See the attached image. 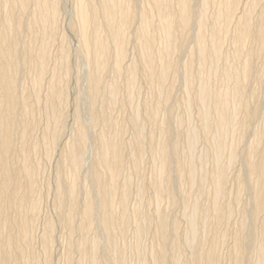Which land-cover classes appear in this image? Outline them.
I'll return each mask as SVG.
<instances>
[{"label":"bare ground","instance_id":"obj_1","mask_svg":"<svg viewBox=\"0 0 264 264\" xmlns=\"http://www.w3.org/2000/svg\"><path fill=\"white\" fill-rule=\"evenodd\" d=\"M69 1L72 19L64 25L62 0H0V264H52L57 224L69 238L65 264H129L124 241L132 221L134 256L140 264H149L145 256L139 257L146 227L152 230L150 263L220 264L219 246L233 214L231 204L223 200L225 183L238 157L246 176L237 173L238 190L246 180L250 198L237 219L227 263L263 264L264 229L258 225L262 229L257 238L250 231L264 218V110L260 111V90L256 95L253 89L258 85H249L264 81V0ZM69 32L77 39L75 47L63 45ZM130 37L138 58L126 64ZM188 40L192 45L185 49L181 72L175 53L186 48ZM227 40L230 50L225 49ZM73 51L79 62H72ZM257 60L263 65L256 67ZM74 62L84 65L83 74L77 75ZM138 71L154 95L142 110L134 97L139 91ZM179 71L186 93L187 115L183 113L188 117L196 107L199 120L184 126L185 116L177 115L173 129L166 115L163 119L158 115L167 111ZM79 82L84 109L71 106L74 137L60 153L54 148L61 137L57 127L68 120L66 107L77 98L72 87H79ZM123 85L128 97L119 103ZM103 96L105 102L99 105ZM128 104H133V111L124 123L111 110L115 106L123 110ZM255 119L263 127L259 123L261 127L250 130ZM127 127L133 131L130 144L123 139ZM249 131L251 137L245 141ZM200 138L204 153L194 159ZM53 149L60 158L54 166L53 193L52 185L46 191L53 194L54 218L44 217L35 247L43 195L36 181V154L49 157ZM145 151L150 153L154 175L148 182L137 181V204L129 214L131 174L126 159L132 162L129 170L139 173ZM87 155L90 185L79 180ZM183 185L188 188L181 191L182 198L176 197ZM148 190L156 204L151 211L142 209L151 204ZM163 198L172 204L180 198L187 209L183 235L191 249L188 256L178 244L181 223L160 210ZM235 201H240L239 193Z\"/></svg>","mask_w":264,"mask_h":264},{"label":"rangeland","instance_id":"obj_2","mask_svg":"<svg viewBox=\"0 0 264 264\" xmlns=\"http://www.w3.org/2000/svg\"><path fill=\"white\" fill-rule=\"evenodd\" d=\"M64 1L65 0H62V2H63V4H64ZM66 1H68L70 4H71V2L69 1V0H66ZM66 1H65V3H66ZM68 2H67V4H64V6H63V12H62V16L60 17L61 18V20L63 21L62 23L65 25L67 22H69L72 18V12L70 11L71 9H68L70 6V4H68ZM65 7H67V8H65ZM71 8V7H70ZM65 13H67V14H65ZM68 24V23H67ZM66 24V25H67ZM71 35H73L72 33L70 34V32L69 33H67V38H66V40H63V42H64V44H63V42H62V44L63 45H70V46H76V42L74 43V41H77V39H76V37L75 38H73V36H71ZM69 36V37H68ZM75 36V35H74ZM70 38V39H69ZM68 39V40H67ZM132 39V40H131ZM70 40V41H69ZM131 40V41H130ZM189 41L190 40H188V43L186 44V48H184L183 50H181V51H178V52H176L175 53V55H177L176 57H175V61H176V63H177V61H178V69L182 72V68H181V65L183 64V62H184V60L186 59L185 57H187V48L188 47H190L191 45H192V40L190 41V43H189ZM70 42V43H69ZM74 43V44H73ZM227 44H228V48H226V46H225V49H228V50H230V48H231V44H230V41L229 40H227V42H226ZM226 43H225V45H226ZM72 44V45H71ZM230 44V45H229ZM127 48L126 49H128L127 50V56H126V62L128 61H130L129 63H131V62H135L136 60H137V58H138V51H137V48H136V43H135V41H134V38L133 37H130V39H129V41H128V43H127V46H126ZM186 49V50H185ZM53 52H54V54H55V52L57 51V49L54 47L53 48ZM56 50V51H55ZM184 51V52H183ZM180 52H182V53H180ZM186 52V53H185ZM72 53H74V54H77L75 51H73V52H71V59H73L72 60V62L75 60L76 62H79L80 60L79 59H77V58H79V57H77L76 55H74V54H72ZM137 54V55H136ZM186 54V55H185ZM174 55V56H175ZM77 57V58H76ZM128 59V60H127ZM178 59V60H177ZM79 60V61H78ZM125 62V63H126ZM126 63V64H129V63ZM182 62V63H181ZM257 62V63H256ZM255 62V65H256V67H260L261 65H263L262 63H263V61L261 60V61H259V60H257ZM262 62V63H261ZM73 64H75V66H76V68H77V70H78V72H76L75 70H74V73L76 72V73H78L77 75H81V74H83V72H84V70L82 69V67L84 68V65H82V63L80 64V63H73ZM180 64V65H179ZM261 64V65H260ZM259 65V66H258ZM180 66V67H179ZM179 71V72H180ZM181 72H180V74L178 75L177 74V78L173 81V83H174V85H173V83H172V94H171V98H170V100L168 101V103H167V111H165L164 112V114L163 113H159V115H158V117L161 119V117H162V119L163 118H166V116H167V122L168 121H170L168 124L170 125V127L172 128V126L171 125H173V129L176 127V123L175 122H177L176 121V116L177 115H181V116H185V115H187V113H186V107H185V95L184 94H186L185 92H183V91H185V88H184V82H183V78H182V75H181ZM137 76H136V84H137V82H138V85H137V87H138V89H139V91L134 95V97L136 98V100H135V102L138 104V106L140 107V109L142 110V108H143V106H144V104H145V102H147V100H149V99H151L153 96H152V94H151V92L149 91V89L147 88V85H146V82L144 81V78L142 77V74L140 73V71H138L137 72ZM180 75H181V77H180ZM108 76H111V74L110 73H108ZM141 76V77H140ZM179 77V78H178ZM109 78V77H108ZM180 78H182V79H180ZM178 80V81H177ZM182 80V81H181ZM254 83H256L258 86H255L256 84H254ZM263 83V84H262ZM262 83H257V82H251L250 83V85L249 86H252L251 88H253L254 86V91H255V93L257 92V90H260L259 91V93L257 92L256 93V95L257 94H259V95H257L258 96V99H260L259 100V105L261 104V106H260V111H261V109L263 108V110H264V81L262 82ZM81 84V85H80ZM263 85V86H262ZM262 86V87H261ZM78 85L77 86H75V85H73V87H72V89H74L73 91H74V93L72 92V95L74 94V96L76 97L77 95V98L75 99V98H73V100H72V102L70 101V103H69V105L68 106H70V108L67 106L66 108V110H70V112H69V114L67 115L68 116V120L67 119H65V121L66 122H68L67 124H66V122L64 123V121L62 122V124L59 126L58 125V127H57V130L60 132V134H61V137H60V139H58L57 141H58V143H59V141H60V143L58 144L57 142H56V144H54V148L57 150H63V147L66 145V143H68L70 140H72L73 139V135H74V123H75V117L73 116V115H71L72 114V109L74 108V106H78V108H81L82 110L84 109V108H82V106L84 107V102H85V100H84V95H82V92H81V90H82V82H79V87L78 88H80V92H78ZM123 87H124V85H123ZM257 87H259V89L257 88ZM77 88V89H76ZM147 88V89H146ZM184 88V89H183ZM262 88V89H261ZM76 89V90H75ZM122 90H121V92H120V95H119V103H120V100H127V97H128V94H127V89L124 87V88H121ZM123 89H125V90H123ZM257 89V90H256ZM262 90V91H261ZM147 91V92H146ZM75 92H76V95H75ZM78 92V93H77ZM81 93V94H80ZM126 94H127V97H126ZM137 94H138V96H137ZM126 98H125V97ZM259 96H261L262 98H260ZM148 97V98H147ZM139 98V99H138ZM75 99V100H74ZM105 99L106 98H104V96L100 99V104L99 105H101L103 102H105ZM263 99V100H262ZM138 100H139V102H138ZM182 102V104H181V102ZM102 102V103H101ZM118 103V104H119ZM169 104V105H168ZM262 104H263V107H262ZM74 105V106H73ZM131 105V104H130ZM141 105V106H140ZM184 105V106H183ZM71 106H72V109H71ZM126 106H127V104H126ZM124 107V109L122 110H120L119 108H117L118 106H115L114 107V109H112L111 110V113H112V115L113 116H119V118H123L122 119V121L124 122V123H126V119H127V117H128V115H130L131 113H132V109H133V104L131 105V106H129V104H128V107ZM131 107V108H130ZM142 107V108H141ZM181 107V108H180ZM185 107V108H184ZM169 108V109H168ZM171 108V109H170ZM165 109V110H166ZM185 109V110H184ZM194 109V110H193ZM193 109H192V111H191V113H189V115H188V117L187 116H185V119H184V121L186 120V124H185V122H184V126L185 125H187L188 123L189 124H197L198 123V121L197 120H199L198 119V115H197V112H195V110L197 111V108L196 107H193ZM126 110V111H125ZM262 110V111H263ZM122 111V112H121ZM170 111V112H169ZM182 111V112H181ZM129 112H130V114H129ZM185 113V115H184V113ZM118 115H117V114ZM170 113V114H169ZM181 113V114H180ZM116 114V115H115ZM173 114V115H172ZM176 114V115H175ZM127 115V116H126ZM163 115H164V117H163ZM166 115V116H165ZM191 115V116H190ZM168 117H169V119H168ZM173 117H174V119H173ZM191 117V118H190ZM74 118V119H73ZM126 118V119H125ZM190 118V119H189ZM70 120V121H69ZM253 121H255V122H252L250 125V130H251V128L253 129L254 127H263V123L261 122V120L259 119H255V120H253ZM259 121V122H258ZM262 123V125L260 126V124ZM67 125L66 127L64 126V125ZM69 124V125H68ZM256 124H258V125H256ZM73 125V126H72ZM254 125V126H253ZM65 127V128H64ZM60 128V129H59ZM68 128V129H67ZM146 129H147V127H146ZM131 129L129 128V127H127L125 130H124V136H123V139H124V141L125 142H127V144H130L131 142H129V140H132L131 139V137L133 138V131L131 132L130 131ZM66 131V132H65ZM38 132H40L39 130H38ZM37 132V133H38ZM251 131H249L248 132V134L246 135V136H248V138L246 137L245 139V141H248V139H250V137H251V133H250ZM64 134V135H63ZM72 137V138H71ZM34 139H35V135H34V137H33ZM67 138V139H66ZM68 140V141H67ZM127 140V141H126ZM202 139L200 138V139H198V142L196 141V143H195V146H194V151H193V158L194 159H196V157H195V154H196V156H198V157H200L203 153H204V150H203V147L205 148V143H203L204 141L202 140ZM67 141V142H66ZM181 142H179V146H180V148L182 149L183 147H184V142H183V140L181 139L180 140ZM60 146V148H62V149H59V146ZM204 144V145H203ZM63 145V146H62ZM56 146V147H55ZM198 148V149H197ZM55 149H53L54 151H53V154L52 155H50L49 157H43V154L42 153H39V155H37L36 154V157H38V158H36L38 161H36L37 162V165H38V170H37V179H36V181H37V185L39 186L38 187V190L40 189V191L39 192H41V194H43V195H41L42 197H41V212H40V215H39V218H38V221H37V224H36V230H35V234H34V242H33V244H34V246L35 247H37L38 246V242H37V236H38V234H40V231H42L43 230V220H44V217L46 218V217H50V218H54L53 217V215L51 214V212H53L54 210H52L53 208H52V203H53V191H52V187L54 186V178H55V174H56V169H55V167L54 166H56V168H57V163H58V158H60L59 156H60V154H58L57 153V151L55 150ZM239 150H241L240 148H239ZM200 151V152H199ZM146 152V153H145ZM144 152V157H143V163L141 164V169H140V171H139V173H136V172H132V171H130L132 168H131V166H132V162H131V160L130 159H128V157H127V171H128V173H129V175L131 176V178L129 177V179L131 180L130 181V189H131V191H130V195H129V198H128V202H127V210H128V213L130 214V211L133 209V207H134V205L135 204H137V193H136V190L135 189H137V184H138V182L137 181H140V179L141 180H145V181H147L146 179H148V181L153 177L152 175H154V164H153V161L151 160V156L149 155L150 153H147L148 151H145ZM57 153V154H56ZM60 153H62V151H60ZM199 154V155H198ZM41 155V156H40ZM198 157H197V160H198ZM57 158V159H56ZM86 162L85 163H87L86 164V166L84 165V167L82 168V170H81V172H80V182L82 181V182H85L86 184H88L89 183V177H88V175H89V172L87 171V165H88V158H89V155H87L86 156ZM129 160V161H128ZM149 160V161H148ZM151 160V161H150ZM197 160H195V161H197ZM240 160H241V158L239 159V157H238V160H236L235 161V163L230 167V173H229V170H228V173H227V180H226V183H225V187H226V191H227V193L225 192V194H224V197H225V199H224V197H223V200L224 201H226V199H227V202H229L230 204H231V206H232V215L230 216V220H228V229L229 230H227V232H226V235H228V236H226L225 235V237H224V239H223V241L221 242V244H220V246H219V250H220V253H221V257H222V260L220 259V264H228L227 262V259H228V252H229V250H230V248H231V246H232V242H233V236L232 235H234V233H235V229H236V226H237V223H238V220L239 219H241V217H242V215L244 214V212H245V207L243 208V206H245L247 203H248V201H249V191H248V189L246 190L248 193H246V191H245V187L248 185V184H246V180H244L245 181V187L243 188V190H238L239 189V185H238V181H237V173L238 174H240L241 173V177H243L244 179H246L245 177V172H244V170L242 169L243 168V163H242V160H241V162H240ZM149 162V163H148ZM150 162H151V164H150ZM39 163V164H38ZM56 164V165H55ZM235 165V166H234ZM240 165L242 166V167H240ZM153 166V167H152ZM208 166H211V163H210V165H209V163H208ZM86 168V169H85ZM131 168V169H130ZM144 168V169H143ZM55 169V170H54ZM130 169V170H129ZM47 170V171H46ZM86 170V171H85ZM240 172H239V171ZM126 171V172H127ZM132 172V173H131ZM152 172V173H151ZM234 172V173H233ZM54 173V174H53ZM87 173H88V175H87ZM135 173V174H134ZM137 174V175H136ZM232 174V175H231ZM86 176V178H85V176ZM125 175H127V174H124L123 176H125ZM133 175V176H132ZM142 175V176H141ZM231 175V176H230ZM243 175V176H242ZM151 176V177H150ZM232 177H233V179H232ZM49 178V179H48ZM53 178V179H52ZM85 178V179H84ZM125 178V177H124ZM145 178V179H144ZM122 180H123V178H121ZM49 180H51L49 183L48 182H46V181H49ZM53 180V181H52ZM88 180V181H87ZM235 180H236V182H235ZM147 181V182H148ZM45 182H46V184H45ZM52 182V183H51ZM88 182V183H87ZM47 184H48V186H47ZM85 184V185H86ZM236 184V185H235ZM44 185V186H43ZM50 185H52V186H50ZM89 185H90V183H89ZM89 185H86L87 187H89ZM133 185V186H132ZM47 186V187H46ZM50 186V189H51V191H52V193H51V191H49V193L52 195V197L51 196H48V195H50V194H48V190H49V187ZM45 187V188H44ZM183 187L185 188V189H183ZM187 186L185 185H183V186H181V187H179L177 190H176V197H179V194H180V198H182V190H186L187 188H186ZM235 187H236V189H235ZM248 187V186H247ZM46 188H48V190L46 189ZM228 189V190H227ZM47 190V191H46ZM230 190V191H229ZM149 191V190H148ZM147 191V192H148ZM229 191V192H228ZM236 191V192H235ZM46 192V193H45ZM180 192V193H179ZM233 192L235 193L234 195H233ZM82 193V192H81ZM149 193H150V195H151V192L149 191L148 193H146V195L147 196H149V197H147L146 195V198L148 199V198H150V195H149ZM238 193H239V195H240V201L239 202H236L235 201V195H238ZM244 193V194H243ZM246 193V194H245ZM226 194H227V196H228V198H227V196H226ZM248 194V195H247ZM82 195V194H81ZM246 195V196H245ZM44 197V198H43ZM131 197V198H130ZM178 199L179 201H177V204L175 203V204H172V203H170V200L167 198H165L166 199V201H165V199L163 198L162 199V201H161V203L159 204V207L161 206V208H160V210L162 211L163 209L165 210V211H163L167 216H170L169 218H173V219H177L178 220V222H179V224L181 225H179L180 226V233H181V236H180V239H179V242L180 243H178L179 245H180V248H181V250H183L182 252L184 253V256H188L189 255V253H190V251H191V249H190V246H188V244L186 245V241H185V238H184V235H183V232H184V229H185V227H186V225H187V223H186V217H187V215H186V212H187V209H185L182 205H183V203H182V199ZM43 199V200H42ZM151 199V198H150ZM233 200V203H234V205H233V203L231 202ZM52 201V202H51ZM169 201V202H168ZM203 201H204V198H203ZM246 202V203H245ZM151 203V204H150ZM245 203V204H244ZM43 204V205H42ZM45 204V205H44ZM149 204L150 205H148L147 207L148 208H146V204L145 205H143L142 206V209L143 210H146V211H151V210H153L154 209V207H155V203L154 202H152V199H151V201H149ZM155 204V205H154ZM145 209H144V208ZM170 207V208H169ZM184 208V209H183ZM148 209V210H147ZM45 210V211H44ZM184 210H185V212H184ZM51 211V212H50ZM240 213V214H239ZM53 214H54V212H53ZM183 214V215H182ZM49 215V216H48ZM52 215V216H51ZM184 215H186V217L184 216ZM238 215V216H237ZM40 216H41V218H40ZM174 216V217H173ZM238 217H239V219H238ZM238 219V220H237ZM42 220V221H41ZM261 220V222H259ZM132 221V220H131ZM263 221V222H262ZM133 222V221H132ZM130 223V228L128 229V232H127V235H126V237H125V241H124V245H125V247H126V259L128 258V263L130 264H140V260L137 258V256L135 255L134 256V249H135V242H133V241H135V236H133V235H135V226H136V223H135V221L133 222V223ZM259 223V224H258ZM263 224V225H262ZM132 225V226H131ZM261 226L263 229H264V218H263V220L260 218L258 221H257V224L255 225V227L254 228H252L251 229V231H250V235L253 237V238H257V235L259 234H257V232H259L260 231V229H262L261 227H259V226ZM59 226H61L60 224H57L56 225V228H55V234H54V236H55V241H54V243H53V249H51V253H53V255L51 254V258H52V264H65V258H66V251H67V248H68V246H69V238H67V234L65 233L66 231H65V229H63L62 227L60 228ZM42 228V229H41ZM60 228V229H59ZM255 228L257 229V230H255ZM258 228H259V230H258ZM41 229V230H40ZM149 229H151V228H148V230H147V227H146V235H145V230H144V234H142L141 235V239H142V241H141V239H140V241L142 242H140L139 243V245L141 244V246H139V247H141V248H143L144 250H142L141 248H140V250H139V247H138V252H139V257H141V255L143 256L142 257V259H144V256H145V259L147 258V260L146 261H148L149 262V264H152V263H150V255H148L149 254V250H150V245H152V230H149ZM231 229H232V231H231ZM182 230V231H181ZM256 232L255 234H254V231ZM151 231V232H150ZM232 233H231V232ZM253 231V232H252ZM39 232V233H38ZM151 233V235H150V233ZM59 233V234H58ZM132 233V234H131ZM254 234V235H253ZM36 235V236H35ZM66 235V236H65ZM74 238H75V236H74ZM152 240H151V239ZM184 238V239H183ZM36 240V241H35ZM150 240V241H149ZM180 240H182V241H180ZM36 243V244H35ZM66 243V244H65ZM130 243V244H129ZM144 243V244H143ZM184 243V244H183ZM227 243V244H226ZM55 244V245H54ZM181 244H182V247H181ZM229 245V246H228ZM149 248H148V247ZM131 247V248H130ZM228 247V248H227ZM230 247V248H229ZM134 248V249H133ZM53 250V251H52ZM74 250V251H73ZM76 251V252H75ZM101 251H103V252H105L106 250H105V248L102 250V247H101ZM148 251V252H147ZM78 251L76 250V248L75 247H73L72 248V251H71V253H72V255H73V257H74V259H76V258H78V253H77ZM144 252V253H143ZM223 253V254H222ZM225 253L227 254V256L225 255ZM130 254H131V256H130ZM186 254V255H185ZM146 256H149V257H146ZM224 257V258H223ZM149 258V259H148ZM253 258V257H252ZM226 259V260H225ZM61 260V261H60ZM130 260V261H129ZM136 262V263H135ZM222 262V263H221ZM264 264V263H263Z\"/></svg>","mask_w":264,"mask_h":264}]
</instances>
